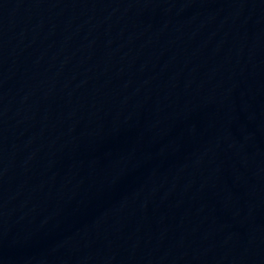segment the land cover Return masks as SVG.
<instances>
[{
    "label": "water",
    "instance_id": "95a60500",
    "mask_svg": "<svg viewBox=\"0 0 264 264\" xmlns=\"http://www.w3.org/2000/svg\"><path fill=\"white\" fill-rule=\"evenodd\" d=\"M0 264H264V0H0Z\"/></svg>",
    "mask_w": 264,
    "mask_h": 264
}]
</instances>
